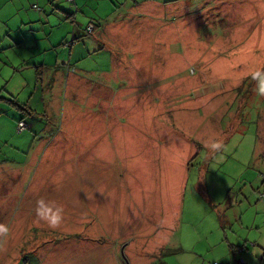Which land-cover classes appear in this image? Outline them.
Instances as JSON below:
<instances>
[{"label": "rangeland", "instance_id": "obj_1", "mask_svg": "<svg viewBox=\"0 0 264 264\" xmlns=\"http://www.w3.org/2000/svg\"><path fill=\"white\" fill-rule=\"evenodd\" d=\"M114 24L113 70L123 78L114 89L131 91L135 61L143 75L155 71L140 92L163 100L157 124L173 127L168 136L179 145L170 157L169 142L157 143L149 191L137 181L143 171L134 168L133 148L118 147L131 155L120 159L100 141L99 125L132 116L123 107L112 114L111 88L103 96L91 87L103 81L108 58L90 51L69 66L61 47L99 41ZM256 68L264 70V0H0V224L7 227L0 264H235L238 256L264 264V96L254 90ZM238 109L240 121L230 125ZM212 138L220 148L208 146ZM99 143L113 157H101ZM193 155L180 170L178 215L148 249L160 228L143 231L161 223L143 210L161 200L153 191L166 185L159 173ZM39 201L58 205L59 219L38 214ZM133 210L140 229L130 223Z\"/></svg>", "mask_w": 264, "mask_h": 264}, {"label": "crops", "instance_id": "obj_2", "mask_svg": "<svg viewBox=\"0 0 264 264\" xmlns=\"http://www.w3.org/2000/svg\"><path fill=\"white\" fill-rule=\"evenodd\" d=\"M118 27H119L118 24H114V27H111V28L105 27V30L101 32V37H100V38H103L105 43L99 38V35H97L100 42L97 40H93V41L91 40L89 44L86 46H83L81 44H73L69 48V50L68 49L66 50L65 47H63L62 45L61 47L65 50V52L67 51L68 53L67 54L68 55L67 65L70 64L69 66H71V63L73 61H75L76 63L77 61L82 59L83 56L85 57L86 54L89 55L90 51L91 53H94V54L98 53L95 55L96 56L98 55L102 57L103 59L108 58L107 59L108 64H109L108 69L106 71L99 70L98 72L99 78L100 77L103 78V81H101L100 84L99 82H94L95 84L92 82L91 87L95 88L97 92H100V94L103 96L107 95L108 93V90L104 88L105 87H108V89L111 88L112 91L108 93V97L111 99L110 101L113 102L109 106V108L113 110L112 114H118L119 116H121L120 114H122V112L120 111V107H123L129 110L130 111L129 113H131L132 116L131 118L125 119V121L122 120L121 117H116V118H119L121 121L116 120L114 124L102 123L101 125H99L100 128H99L98 133L100 134V141L108 144L109 148L111 149V152L115 154L117 158H120V159H122V155L125 156L127 154L130 157L131 155L126 152L124 153L117 152L118 147L119 149H126L129 147L133 148L134 155L139 158L138 164L133 163L135 165L134 168L138 166V168L141 171H143V173H141L137 177V181H140V180L147 181V183L144 182L141 185H143V188H144V185L147 186V190L149 191V187L153 186V184L151 185L152 180L155 179V177L149 174V169L150 168L155 169L154 166H157L158 163L153 160L155 159V157H158L161 153V149L159 150L157 149V143L162 144L166 141V144H168L169 142L168 149L170 151V157L172 156L173 153H175L174 150H176V148L179 147V145H172L173 144L171 141L172 138H169L168 136V133L170 132V130H173V127L171 126L166 127L164 124H157L160 121V119L158 118H161L160 114H161L162 107L164 105L163 100L157 97H153V99L148 98L147 97L148 95L145 96L141 94L140 92V87L142 85L150 86L155 81L151 77V74H154L155 71H153L152 73H149L148 75H143V72L142 73L140 72L141 71L140 64L135 61L133 62V65L136 71L134 72L135 75H133V78L131 80V85H132L131 91L125 92L124 87H121L123 84L122 82L123 78H121V76L118 75L117 70L116 71L113 70L115 66L114 64L115 55H114V50L111 48L112 46L111 43L116 44L117 37L120 36V32L118 34L119 30H117ZM107 37H110L112 41L106 40ZM197 53L198 52L195 51L186 56L188 57L189 61L192 62V58L196 59L198 57ZM178 56L180 57L179 59H181L182 61H184V63H186L185 58H184L185 57L184 53L183 54L181 53ZM212 61H213V66L215 65L217 66L220 63L228 66L226 62L219 61L217 59H213ZM56 62H57V59H56ZM145 65L147 66L148 63L146 62ZM224 65L223 67L227 69V67ZM185 66H187V64H185L183 67L179 66L180 70H183V69L185 70ZM152 67H154L153 69H155L154 63L152 64ZM73 69L76 71L75 68ZM69 74L70 73H68V75ZM104 75H105V78H104ZM81 79H85V78H81ZM157 83H158V79H157ZM96 84L99 86H97ZM116 84H121V86L114 89ZM158 86L160 87L159 83H158ZM150 89L151 87L148 89L149 92H150ZM89 97H90V100H92V94H90ZM111 117H114V116H111ZM119 122H123V123L117 125V123ZM109 125H115V126H109ZM90 143L95 144L96 141L93 142L91 140ZM99 146L101 149L100 151L101 157H106V158L113 157L111 154L106 152L107 146H102L100 143H99ZM162 157L165 159L163 152H162ZM191 157L189 156L186 157L184 161L179 160V158H175L176 159V163L174 165L175 168L170 166V168L167 169L166 164H164L163 171L159 173L161 181H163L166 185L164 187H159L160 191L156 189H154L153 191L155 192L154 196L161 198V200L159 199V202L153 206L150 205V202L146 203V205L147 204L148 205L147 206L145 205L144 207L145 210H143V213H146L144 217L153 215L156 223L158 221L159 223H161L159 225L152 226V223L148 222V225H146V228H145L146 230L143 232H146L149 229L154 230L156 227H157L156 229L160 228L158 238L156 240H151V244L148 247V249L157 248V244L164 240V236H163L164 233H162L161 231L163 229H167L168 218L170 220V225L172 226V218L178 215L179 199L181 195L180 186L186 181V175H185L186 169H185V172L184 171L181 172L180 170L184 166L188 167L187 163ZM173 171L177 172V174L174 176L171 174V172ZM138 187L140 189V184H138ZM174 192H177L178 195L173 194ZM145 193L146 192L143 191V194ZM132 197L134 200L133 194H132ZM135 201L138 205L141 202L137 198L135 199ZM130 214L132 217V219H130L131 220L130 223L133 224L134 228L140 229L139 223H140V219L142 218V215L138 216V212L135 210H133V212H131ZM121 217L122 218L124 217L123 213L121 214ZM138 217H139V222H138ZM150 232L151 231H149L148 234H150ZM146 235H144L143 237L147 239V237H145ZM102 255L103 253L100 256L102 257Z\"/></svg>", "mask_w": 264, "mask_h": 264}, {"label": "clouds", "instance_id": "obj_3", "mask_svg": "<svg viewBox=\"0 0 264 264\" xmlns=\"http://www.w3.org/2000/svg\"><path fill=\"white\" fill-rule=\"evenodd\" d=\"M251 77L256 81L255 84V92L259 96H264V70L256 68L251 72ZM208 146L215 150L221 147V141L218 139H210ZM61 212V208L55 203L45 204L43 201L38 202L37 213L41 215H49L50 219L55 222L59 219V213ZM0 231H7V227L5 225L0 224Z\"/></svg>", "mask_w": 264, "mask_h": 264}, {"label": "trees", "instance_id": "obj_4", "mask_svg": "<svg viewBox=\"0 0 264 264\" xmlns=\"http://www.w3.org/2000/svg\"><path fill=\"white\" fill-rule=\"evenodd\" d=\"M93 29H94V27H92V29H90V30L87 28V31L91 33ZM72 40L74 41V38H72ZM64 43H65V42H64ZM64 43L62 44V46L64 45ZM73 44H74V42L70 41L69 46H68V47H65V49H66V50H67V49L69 50V48H70ZM63 47H64V46H63ZM245 79H246V78H245ZM244 81H245V80H244ZM238 91H240V87L238 88ZM237 95H238V94H236L234 100L236 99ZM236 102H237V101H236ZM241 102H242V100L239 101L238 108H239ZM236 113H237V115H236V117H234V118L231 120L230 125H231L232 123H235V122L240 121L239 109L236 111ZM230 125L228 126V128L230 127ZM194 156H195V155H193V156L189 159V161H188V163H187V166H189V163L191 162V160L193 159ZM237 248H238V247H234L233 249H231V251H232V253H233L234 255L236 254V249H237ZM240 248H241L242 250H244V247H243V246L240 247ZM235 264H238V263L236 262Z\"/></svg>", "mask_w": 264, "mask_h": 264}, {"label": "built area", "instance_id": "obj_5", "mask_svg": "<svg viewBox=\"0 0 264 264\" xmlns=\"http://www.w3.org/2000/svg\"><path fill=\"white\" fill-rule=\"evenodd\" d=\"M69 2H73V0H68ZM88 29L90 30V29H92V25H89L88 26ZM69 44H70V42L69 43H67V42H65L64 43V47H68L69 46ZM68 69H69V67H68ZM72 70L71 71H73V68H71ZM23 128V123L22 122H19L18 123V130H20V129H22ZM251 246H253V244H250ZM243 250L241 249V248H237L236 249V254H239V253H241ZM237 263L238 264H243L244 263V260H243V258L241 257V256H238L237 257ZM212 264H221V263H218V262H213Z\"/></svg>", "mask_w": 264, "mask_h": 264}, {"label": "water", "instance_id": "obj_6", "mask_svg": "<svg viewBox=\"0 0 264 264\" xmlns=\"http://www.w3.org/2000/svg\"><path fill=\"white\" fill-rule=\"evenodd\" d=\"M121 253H122V248H121Z\"/></svg>", "mask_w": 264, "mask_h": 264}]
</instances>
